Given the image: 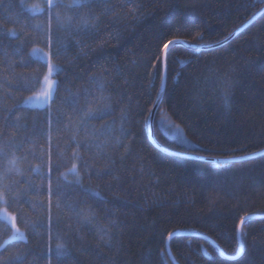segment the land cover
Returning <instances> with one entry per match:
<instances>
[{"label": "trees", "instance_id": "obj_1", "mask_svg": "<svg viewBox=\"0 0 264 264\" xmlns=\"http://www.w3.org/2000/svg\"><path fill=\"white\" fill-rule=\"evenodd\" d=\"M42 2L0 0V77L7 75L12 79L11 86L5 87L15 97L5 96L4 107L9 109L15 110L14 105L30 95L16 91L14 77L32 74L35 65L21 66L20 57L28 61L30 49L25 47L16 56L13 48L18 40L7 32L14 28L25 37L35 36L25 25L44 24L45 20L33 17L28 9L33 3ZM138 4L144 6L146 16L134 28L126 29L130 21L125 19V14L130 17ZM107 7H114L115 11L111 16L101 15V30L96 39L107 38L108 44L99 48L88 40L91 45L86 49L88 54L81 55L80 49L69 42L64 55L55 61L65 71L56 77L60 103L53 105V114L63 120L62 112L72 109L76 98L73 94L80 97L79 103L83 105V89L90 87L91 76L101 74V64L119 67V73L112 71L109 87L125 104L131 96L132 130L138 139H143V151L137 149L139 156L127 159L123 166L117 162L119 180L106 177L86 182L104 197L89 200L98 210L100 223L108 225L109 218L121 222L119 252L103 245L99 255L79 251L81 245L76 233H66L62 221L53 228V256L57 232L75 247L59 262L53 258L52 264H110V259L105 257H114L115 264H264V153L260 154L264 151V3L261 0H110ZM101 10L93 5L96 14L100 15ZM88 11L74 10L78 14ZM55 28L53 21L54 32ZM108 33H119L120 39H111ZM165 37L187 42L174 48L169 46L166 69L160 62L164 60L163 53L156 60L152 58ZM6 60L13 62L14 74L5 71ZM146 62H152L154 68L149 69ZM157 71L159 80L155 79ZM165 72L163 104L156 119L160 121L165 116L168 127L165 122L153 125L155 139L165 148L161 149L151 139V125L146 126L138 113L147 105L150 95L154 99L156 93L161 94ZM148 74L155 86L145 79ZM225 76L233 82L230 112L225 111L220 99ZM57 107L61 113L56 112ZM17 114L27 117L29 129L33 121L38 127L44 121V109L26 107ZM5 117L14 119L0 108V129ZM111 119L107 118L109 122ZM94 123L99 125L104 121ZM169 124L178 125L184 139L174 137ZM8 132L18 135L14 129ZM60 139L63 143L67 137L62 133ZM36 140L43 144L42 136ZM254 153L260 155L249 160L222 161L252 157ZM140 156L144 158L143 172L127 171L133 165L139 168ZM203 157H207L206 162ZM30 162L38 163L31 157ZM22 167L27 172L29 163ZM32 179L39 183L36 176ZM65 195L70 202L84 199L78 189H68ZM23 208L29 219H37L27 205ZM55 212L54 208V216ZM245 215L252 219L245 222L246 237L240 255L241 241L235 226ZM18 223L23 229L19 218ZM43 232V229H37V234L29 232L25 245L9 242V234L0 226V243L7 244V250L0 252V256L8 260L23 250L22 264H48ZM82 232L87 244L95 248L94 236L87 230ZM167 232H173L174 236L166 246Z\"/></svg>", "mask_w": 264, "mask_h": 264}, {"label": "snow or ice", "instance_id": "obj_2", "mask_svg": "<svg viewBox=\"0 0 264 264\" xmlns=\"http://www.w3.org/2000/svg\"><path fill=\"white\" fill-rule=\"evenodd\" d=\"M109 2L110 0H71V3H65L64 0H43L42 3H33L28 9L33 17H41L45 20L44 24L25 25L36 33L35 36L25 37L14 28L7 32L8 36L18 40V44L13 48L16 56H20L21 50L25 47L30 49L27 52L28 61L20 57L21 66L33 67L34 64L35 68L30 75L21 74L14 77L16 91L30 93L14 105L15 110L4 107L5 96L15 99L5 87L11 86L12 79L7 75L0 77V89L3 90L0 92V108L14 117L13 120L5 117L3 128L0 129V226L9 234V242H23L25 245L29 241V232L37 234V229H43L48 264H52L53 258L59 262L68 257L75 247L74 244L70 246V241L57 232L53 256V228L62 221L66 233H76V239L81 245L79 251L96 252L99 255L100 245H103L110 251L119 252L121 222L109 218L108 225L100 223L97 208L89 202L92 197H100V192L86 182L92 181L93 178L100 181L106 177L119 180L115 167L117 162L123 166L127 159L139 156L137 149L143 151V139H138L132 130L133 117L129 107L131 96L125 104L122 98L118 99L113 95V89L109 87L112 71L119 73V67L110 68L106 63L101 64V74L91 76L90 87L83 89V105L79 103L80 97L73 94L76 98L72 102L70 112H62L59 107L56 108L57 113L62 112L63 120L53 114V105L60 103V85L55 77L65 71L55 61L64 55L69 42H73L80 49L81 55L88 54L86 49L91 47L88 40H92L99 48L108 44L107 38L97 40L96 37L101 30V15L111 16L115 11L114 7H107ZM261 2L264 3V0ZM94 4L101 7L100 15L92 11ZM77 9L89 11L86 14H78L74 12ZM252 15L255 16L256 13ZM145 16L144 6L138 4L130 17L125 14V19L130 21L126 24V29L134 28ZM53 21L56 24L55 32ZM61 33L66 35L62 36ZM108 36L117 41L120 39L119 33H108ZM186 43L178 38L165 37L157 51L152 53V58L156 60L160 53H163L165 59L160 62L166 69L169 46L174 48L178 44ZM146 64L149 69L154 68L152 62ZM5 65V71L11 70L13 74L15 73L12 61L6 60ZM145 79L155 86L150 74L146 75ZM155 79H161L158 71ZM164 80L166 82V72ZM232 87L233 82L225 76L221 84L220 99L226 112L231 110ZM162 104L163 99L159 93L155 94L154 99L149 96L147 105L138 113L146 126H159L161 122H165V127H168L165 116H161L160 121L156 119L157 115H160L159 109ZM26 107L44 109L42 126L38 127L33 121L29 129L27 117L17 114ZM153 108L158 111L154 113ZM117 112L119 116L116 115ZM108 117H112L110 122L107 120ZM94 121H104V123L97 125ZM9 129H14L18 135H10ZM169 131L172 129L169 128ZM62 133L67 137L63 143L60 139ZM37 136L43 137V144L37 142ZM54 137H56L55 143ZM256 155L260 154L254 153L253 157ZM30 157L38 163L33 165ZM253 157L244 156L240 159L249 160ZM139 159L141 160L139 168L133 165L127 171L143 172L144 158L140 156ZM202 159L207 161V157ZM26 162L29 163L27 172L22 167ZM32 176H36L39 183L32 179ZM16 177L21 179L17 180ZM21 183L24 184L23 188L20 187ZM68 189H78L84 199L70 202L65 195ZM23 205H27L37 219H29ZM18 218L23 224V229L18 223ZM251 219L252 217L247 215L241 216L235 226L241 241L240 255H243L246 237L245 222ZM82 230H87L94 236L97 241L95 248L87 244ZM173 236V232H167L164 241L166 246L172 241ZM6 250L7 244L0 243V252ZM23 255V250H18L16 255L8 260L0 256V264H22L20 258ZM105 259H110V264H115L114 257H105Z\"/></svg>", "mask_w": 264, "mask_h": 264}, {"label": "water", "instance_id": "obj_3", "mask_svg": "<svg viewBox=\"0 0 264 264\" xmlns=\"http://www.w3.org/2000/svg\"><path fill=\"white\" fill-rule=\"evenodd\" d=\"M164 59H165V57H164ZM164 78H165V75H164ZM164 78H163V86H162V90H161V97H162V95H163V92H164V87H165V80H164ZM156 108H154L153 109V112L155 113L156 112ZM151 139H152V141L155 143V145H157L159 148H161V149H165L159 142H157V140L155 139V136H154V130H153V125H151ZM264 153V151H262L260 154H263ZM190 156V155H189ZM192 157V156H191ZM251 157V156H250ZM252 157H253V155H252ZM240 160H242V159H240V157L239 158H231V159H226V160H222V161H229V162H236V161H240ZM168 244H169V242H168Z\"/></svg>", "mask_w": 264, "mask_h": 264}, {"label": "rangeland", "instance_id": "obj_4", "mask_svg": "<svg viewBox=\"0 0 264 264\" xmlns=\"http://www.w3.org/2000/svg\"><path fill=\"white\" fill-rule=\"evenodd\" d=\"M56 78V77H55ZM170 128L172 129V133H173V136L174 137H180L181 139L183 138L184 139V136H183V132L182 130L178 127H173L172 124H169Z\"/></svg>", "mask_w": 264, "mask_h": 264}]
</instances>
